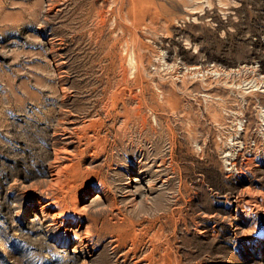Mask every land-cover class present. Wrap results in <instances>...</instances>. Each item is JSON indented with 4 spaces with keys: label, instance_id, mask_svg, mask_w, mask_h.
Instances as JSON below:
<instances>
[{
    "label": "rangeland",
    "instance_id": "rangeland-1",
    "mask_svg": "<svg viewBox=\"0 0 264 264\" xmlns=\"http://www.w3.org/2000/svg\"><path fill=\"white\" fill-rule=\"evenodd\" d=\"M149 1L151 15L136 29L138 56L130 59L140 58L148 92L166 91L175 101L158 113L146 110L153 132L139 133L131 124L123 138L111 130L105 153L84 162L108 182L123 213L131 211L122 184L137 163L165 166L157 173L164 185L155 191L164 210L152 217L168 229L158 244L159 264H264L253 239L261 224L240 200L245 194L250 204L264 205V0ZM89 5L0 0V264L81 263L72 237L51 236L24 190L44 178L50 158L59 109L54 64L63 63L62 80L72 90L63 108L82 117L104 98L103 44L111 39L123 48L122 40L110 38L112 20L96 36ZM126 66L132 67L128 59ZM110 124L98 128L100 136ZM98 243L89 264H114L111 245Z\"/></svg>",
    "mask_w": 264,
    "mask_h": 264
},
{
    "label": "bare ground",
    "instance_id": "bare-ground-1",
    "mask_svg": "<svg viewBox=\"0 0 264 264\" xmlns=\"http://www.w3.org/2000/svg\"><path fill=\"white\" fill-rule=\"evenodd\" d=\"M149 4H151L149 0H90L89 8L86 11V17L89 19V23L93 25L92 29H94L96 36L106 31V25L112 20V29H110V31L113 33L114 37L110 38H113V40H122L123 42V48L120 49L114 47L111 39L108 42L105 41L102 46L103 56L106 58L104 66L107 79L103 90L104 98H102L99 104L97 103L98 107L94 108L92 112L91 110L84 111L85 114L83 113L82 117H78L74 115L75 113L72 114V111H69V109L63 108L64 101L69 95V88L67 84H65L66 79L64 80L65 83L62 80V78L65 77H62V72L60 70L63 63L57 62V64H54L57 75L56 99L59 101V106L57 105L58 103L56 105L59 109L56 113L57 117L51 134L53 142L51 144L50 158L46 163L44 178L40 180L37 185L27 187L24 190V195L28 197L29 203L41 214L42 224H46L44 225L46 226L45 229L51 236L63 232L67 237H72V241L75 242L73 251L78 252V256L81 260L80 264H89L93 261L95 256H97L96 244L101 240L111 245L114 255L116 256L114 264H159L162 260L159 259L161 258V254L159 253L161 246H158V244L161 242V239L163 242L164 233L168 229L165 230L163 228L164 225H161L164 222L163 220L161 224L159 223L160 225H156L155 220L158 221V219H152V217L155 218V216H158V212L164 210V207L162 208L159 202L156 201V192L161 189L160 186L165 182V180L162 179L163 177L157 173L161 172L162 168L165 166L159 164L161 163L160 161L153 166L146 164L145 161H143L144 163H137L136 168L134 167L131 172L132 175H130L128 179H124L125 182L122 181L123 188L125 189L124 192H126L127 197H129V200L127 198L130 203V208L128 209L131 211H124L125 213L115 207V198L111 197L112 195L110 196L109 194L111 188L109 189L110 186H107L108 182L103 176L98 175L96 171L92 170L93 168H89L90 162H92L94 158L105 153L106 144L109 141L108 138L111 136V130L115 136L119 135L123 138L128 134L129 129H131L129 128L131 124L139 133L142 131L147 133L149 129L152 130L150 132H153L154 128L152 129L150 126L148 128L146 127L149 125L146 110H151L155 113L160 107L166 108V104L168 106L171 101H175L171 96L172 93L167 94V92L164 91L165 93H161L160 96L150 93L151 91L148 92V86L146 87L143 79V71L141 69L142 62L140 58L138 57L137 62L130 59L132 53H136L138 56L139 36L137 35L138 32L136 29L137 25H143L146 16L150 14L151 8ZM155 7L157 6L155 5ZM152 12V14H154V11ZM151 18L149 20H151ZM94 34L92 36H94ZM127 59L132 65L130 68L131 71L126 66ZM59 65L61 66L59 67ZM131 81L132 83L134 82V87L129 84ZM254 88H256L255 85ZM160 89L162 88L160 87ZM71 91L72 90H70V92ZM176 106L174 107L176 108ZM261 113L264 120V109H262ZM107 120H111L112 124H110L109 128L107 127L108 130L106 134L100 136L98 128L104 127ZM118 123L119 126L113 129L114 125ZM113 139L115 138L113 137ZM84 159L86 161L88 159L90 162L85 163ZM233 159L235 158L231 157V161L227 160L232 166L235 165V161H232ZM153 162L155 163V160ZM170 173L171 172H169V174ZM156 176L157 178H154ZM81 182H85L86 185L78 188L77 184ZM80 192H83L85 197L78 200V193L80 194ZM88 193L89 195H87ZM248 198L249 197H246L245 194H242L240 200L244 210L254 211V215L258 217V224L260 222L261 227H263L261 228L259 226L260 230H256L253 239L255 243L258 244L260 252L264 257V205H252L249 203L248 200L250 199ZM239 207H241V205ZM159 215H161V212ZM163 229L165 230L164 233ZM36 230L37 229H35V231ZM167 256L166 258H169ZM169 260L173 261L174 259L169 258ZM164 262L166 261L164 260L163 263Z\"/></svg>",
    "mask_w": 264,
    "mask_h": 264
}]
</instances>
